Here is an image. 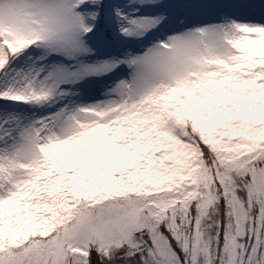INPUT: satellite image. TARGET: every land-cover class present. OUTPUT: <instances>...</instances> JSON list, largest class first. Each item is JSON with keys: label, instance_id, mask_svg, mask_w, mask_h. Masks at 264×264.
Instances as JSON below:
<instances>
[{"label": "snow or ice", "instance_id": "6c2138e0", "mask_svg": "<svg viewBox=\"0 0 264 264\" xmlns=\"http://www.w3.org/2000/svg\"><path fill=\"white\" fill-rule=\"evenodd\" d=\"M0 264H264V0H0Z\"/></svg>", "mask_w": 264, "mask_h": 264}]
</instances>
